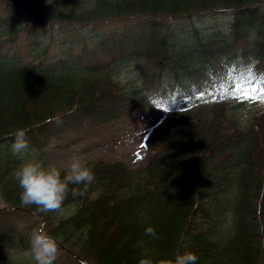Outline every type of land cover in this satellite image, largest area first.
Here are the masks:
<instances>
[{
    "label": "trees",
    "instance_id": "trees-1",
    "mask_svg": "<svg viewBox=\"0 0 264 264\" xmlns=\"http://www.w3.org/2000/svg\"><path fill=\"white\" fill-rule=\"evenodd\" d=\"M0 1V198L8 210L45 225L63 262L66 253L76 258L71 264H139L144 249L154 260L192 252L197 264H264V109L241 127L230 112L236 96L219 91L249 66L264 73V0ZM214 14L225 17L216 29L194 23ZM29 27L28 49L5 47ZM80 40L91 56L64 46ZM123 68L132 84L117 78ZM252 96L264 98L259 87ZM155 106L169 114L142 166L86 163L94 181L75 197L84 185H69L61 209L74 208L64 216L21 204L14 173L28 157L41 159L47 142L131 113L143 118ZM17 129L29 144L22 157L11 150ZM37 225L10 234L3 225L0 264H21L7 256L31 247Z\"/></svg>",
    "mask_w": 264,
    "mask_h": 264
},
{
    "label": "rangeland",
    "instance_id": "rangeland-1",
    "mask_svg": "<svg viewBox=\"0 0 264 264\" xmlns=\"http://www.w3.org/2000/svg\"><path fill=\"white\" fill-rule=\"evenodd\" d=\"M5 7L0 1V11ZM134 20L126 22L124 25L133 24ZM225 22V17L222 14L206 15L202 18H195L194 23L201 31H211L218 26H222ZM112 27V26H110ZM112 28L102 27L100 30L106 31ZM23 37L20 40L6 44L5 47L14 49V46L19 48V51L28 49L32 35L36 32V28H23ZM71 45L72 52H79L85 48L86 54L91 56L90 50L93 48L89 43H83L81 40L79 45L75 42H65L64 46ZM99 61L105 60V56H98ZM117 78L121 83L132 84L135 75L128 68H123L118 73ZM257 109H264V98L248 99L235 97L230 104V112L237 120V123L244 127L249 121L251 114ZM169 111L161 106L152 108L148 116L140 118L139 115L131 113L129 117L119 118L107 124L106 127H89L82 128V132L69 130L63 133L60 137L54 138L47 142L39 153L41 159L37 161L44 165H56L59 168L68 169L73 155L78 156L81 161L86 164L88 162L104 159H122L129 167L136 169L142 166L147 155V142L153 134L154 129L167 118ZM30 160V157H28ZM3 208L10 209L9 206L0 198V229L5 226L7 234L13 231H22L27 233L31 227L39 224L30 213L21 209L8 210L4 213ZM74 206H67L57 212V216H64L73 210ZM5 210V211H6ZM4 213V214H3ZM38 227V225H37ZM31 247L26 249L15 248L11 250L8 259L20 262L21 264H36L30 251ZM58 256L57 264H71L68 260L76 262V258L66 253L67 261L64 257Z\"/></svg>",
    "mask_w": 264,
    "mask_h": 264
},
{
    "label": "clouds",
    "instance_id": "clouds-1",
    "mask_svg": "<svg viewBox=\"0 0 264 264\" xmlns=\"http://www.w3.org/2000/svg\"><path fill=\"white\" fill-rule=\"evenodd\" d=\"M25 129H17L14 133V142L11 145L12 154L22 157L28 150L29 144ZM67 172L62 175L56 165H44L37 160H28L14 173V178L21 189L20 200L24 206L34 205L38 209L59 211L69 194V185H84L77 191L72 189L75 197L83 195L88 186L94 181L93 171L84 164L78 156L73 155ZM146 235L155 236V230L149 226L145 229ZM30 251L36 264H54L59 252L57 240L41 224L35 229L30 238ZM198 257L192 252L177 254L174 258L154 260L149 250L144 249L139 264H197Z\"/></svg>",
    "mask_w": 264,
    "mask_h": 264
},
{
    "label": "snow or ice",
    "instance_id": "snow-or-ice-1",
    "mask_svg": "<svg viewBox=\"0 0 264 264\" xmlns=\"http://www.w3.org/2000/svg\"><path fill=\"white\" fill-rule=\"evenodd\" d=\"M261 85H264V73L256 74L252 70V67L249 66L247 73L235 81L234 88L229 91L221 85L219 91L222 99L226 91H228L230 95H235L237 98L248 99L252 94L256 93L257 87H259L260 93L264 94V86ZM252 98L255 99L260 97L252 96Z\"/></svg>",
    "mask_w": 264,
    "mask_h": 264
}]
</instances>
